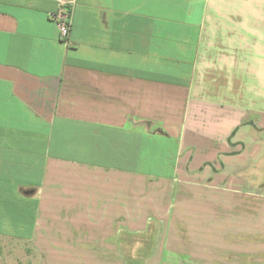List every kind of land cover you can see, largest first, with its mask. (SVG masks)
Segmentation results:
<instances>
[{
  "label": "crops",
  "instance_id": "obj_1",
  "mask_svg": "<svg viewBox=\"0 0 264 264\" xmlns=\"http://www.w3.org/2000/svg\"><path fill=\"white\" fill-rule=\"evenodd\" d=\"M260 88L264 0H0V231L40 264L147 235L130 261L264 264Z\"/></svg>",
  "mask_w": 264,
  "mask_h": 264
},
{
  "label": "rangeland",
  "instance_id": "obj_2",
  "mask_svg": "<svg viewBox=\"0 0 264 264\" xmlns=\"http://www.w3.org/2000/svg\"><path fill=\"white\" fill-rule=\"evenodd\" d=\"M260 90L264 92V88H260ZM261 99L263 98L261 97ZM187 137L189 138V135ZM247 143L248 146H260V144L264 146V122L251 128ZM14 232L21 233L20 231H0V264H40V255L35 248L25 239L11 237L14 236ZM144 238H149V235L141 239L136 237L131 240L134 242L127 247L129 257H125L126 264H142L135 263L133 260L130 261V259L132 257L137 258L140 249L142 260L144 259L147 252L145 245L142 246Z\"/></svg>",
  "mask_w": 264,
  "mask_h": 264
},
{
  "label": "built area",
  "instance_id": "obj_3",
  "mask_svg": "<svg viewBox=\"0 0 264 264\" xmlns=\"http://www.w3.org/2000/svg\"><path fill=\"white\" fill-rule=\"evenodd\" d=\"M50 17L57 23L60 38L68 41L73 21V8L71 4H62L58 9L50 14Z\"/></svg>",
  "mask_w": 264,
  "mask_h": 264
}]
</instances>
